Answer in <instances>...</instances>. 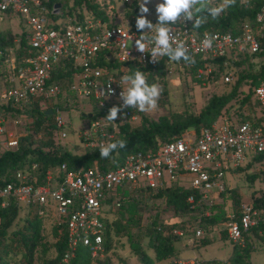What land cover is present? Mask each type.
<instances>
[{
  "label": "built area",
  "instance_id": "2783aa9c",
  "mask_svg": "<svg viewBox=\"0 0 264 264\" xmlns=\"http://www.w3.org/2000/svg\"><path fill=\"white\" fill-rule=\"evenodd\" d=\"M49 2L0 0V23L19 20L22 29L13 43L23 36L27 45L19 57L15 48L0 50V151L16 149L21 138L30 136L49 141L45 153L68 152L64 144L69 122L60 114L90 105L93 116L77 139L83 149L101 150L116 138L119 127L135 120L133 106L122 107L120 97L130 86V79L123 77L131 67L162 64L166 73L178 65L171 55L182 52L199 64L194 79L205 86L217 67L223 69V84L232 83L226 67L238 56L264 65V6L251 24H242L239 34L232 35L191 30L190 3L174 19L162 14L161 22L141 27L86 15L78 21L69 15L70 5ZM161 32L166 43L160 42ZM57 71L65 77L55 80ZM251 103L256 113L247 103L240 111H235L238 105L232 106L209 127L187 129L166 143L157 142L154 149L125 154L112 169L101 171L93 162L87 168L70 170L62 163L41 171L38 163H30L5 172L0 175V210L16 207L29 215L34 211L41 221L50 220L49 226L64 240L58 264H74L78 249L91 261L99 259L104 254L105 223L119 208L121 191L155 193L175 185L191 192L186 203L192 207L195 197L199 203L212 199L208 196L212 191L215 197L225 191V173L264 154V80L252 88ZM34 106L51 111V120L32 133L27 128L33 124L29 114ZM112 107L121 109L114 121L107 119ZM178 179H188V185H177ZM252 229L264 233V209L241 204L235 216H226V235L233 246L243 248L244 235ZM200 236L196 230L188 245ZM170 264L200 263L193 257Z\"/></svg>",
  "mask_w": 264,
  "mask_h": 264
},
{
  "label": "trees",
  "instance_id": "16d2710c",
  "mask_svg": "<svg viewBox=\"0 0 264 264\" xmlns=\"http://www.w3.org/2000/svg\"><path fill=\"white\" fill-rule=\"evenodd\" d=\"M59 3L62 6H69V15L75 16L76 20H81L84 15L92 19H98L102 22H107L108 16L105 3L99 4L97 0H50L49 4ZM162 6H166V0H161ZM264 6V0H251L248 5L239 4V0H225V5L219 13H217L208 0H190V12H189V27L191 30L198 34L202 32H219L230 33L237 35L240 32L241 26L244 23L251 24L253 22L254 15L260 7ZM128 13L126 18L132 25H137V7L133 3L127 5ZM163 14V13H162ZM162 14L157 17V22L162 21ZM111 21V20H110ZM112 23V22H110ZM15 48L17 57L23 53L22 49L27 48L26 41L23 36L18 38L16 43H13V37H10L0 33V50L4 48ZM177 66L186 67L190 72V75L194 82V73L199 64L195 61H189L184 55L179 56L171 55ZM247 63L249 69L247 72L240 74L237 79L232 82V86L229 92L223 96L211 97L203 109L196 116H187L180 120L169 121L165 117H160L156 121H149L144 117L140 118L138 127L131 128L129 125L124 124L119 127L118 135L111 141L117 143L123 141L124 147H119L113 150L107 158L100 156V150L94 149L92 151H86L82 155H73L72 152H58L45 153L43 148L49 146V141H34L30 136H24L20 139L18 147L13 150L0 151V175L8 172H14L16 170L23 169L30 163H38L41 171H44L49 166H55L64 163L68 169L75 170L79 167L87 168L96 162L99 169L104 171L106 169L115 168L120 159L125 155L136 151H146L148 149H154L156 143H166L173 136L179 135L181 132L187 129L197 130L200 127H209L222 113L227 112L234 103L238 107L235 111H240L241 107L247 103L248 108L253 111L255 105L251 103L252 88L255 87L260 80H264V65H255L251 62L250 57L238 56L237 60ZM110 67H114L111 66ZM221 67H217L215 72L211 74V80L216 78V74L221 70ZM228 69V67H226ZM223 71V70H222ZM137 72L144 75L146 83L149 86L155 85L157 80L164 78L165 70L162 64H159L155 68H130L127 77L135 79ZM64 78L65 74H61L59 71L55 72L54 78L58 80ZM247 87L246 91L241 90V87ZM241 92L240 99L236 101ZM164 96L165 92H161ZM230 102H233L230 104ZM29 116L33 117V124L27 128V131L32 133L39 131V126L44 121H49L48 116H44V111H39L36 106L31 110ZM93 115H81V117L89 118ZM46 135V134H45ZM47 136V135H46ZM264 161V154L255 157L251 163H248L243 168H238L233 171L240 172L251 165L261 164ZM261 176H264V169L259 172ZM257 174H251L246 176V181L252 184ZM148 192L150 198L156 200H163L166 207H168L172 213L177 217L188 216L189 220L199 228H213L222 223L226 219V214L221 206L208 205L204 200L197 202V197L194 198V204L186 203V198L191 194L187 190H183L177 186H171L168 189L157 190L155 193L143 190H134L131 192L121 191L122 202L119 208L116 209L117 217L113 218L110 223H105V239H104V254L105 255L111 248L114 237L118 233H123L128 243L130 252L137 258L139 264H152V260L142 251L138 241L130 234V227H137L140 222V210L135 202L131 200V197L135 193ZM226 190L223 192L225 193ZM219 194L218 196L222 195ZM252 205L256 209H264V196L252 199ZM20 210L16 207H10L6 210H0V264H7V257L10 254H15V249L21 250L20 258L21 264H33L34 254L36 250H40V254L44 255L46 248L42 245L41 236V219L33 211L30 215L25 214L24 224L20 229L12 231L8 234V230L12 225V222L16 219ZM114 213V214H115ZM113 214V215H114ZM233 214V216H235ZM53 229V228H52ZM164 225H157L156 218L145 227L143 237L147 240V246L153 253V260L156 262L162 260L174 259V250L172 242L176 240L175 235L164 234ZM55 242L52 248L55 253V257L52 260L42 262L41 264H58L59 258L64 250V240L62 235L57 238L56 229L52 230ZM250 235L257 237L256 230L252 229L248 234L244 235V247L239 248L232 245L231 255L229 257V264H244L243 260H246L249 255V245L247 239ZM180 237V236H179ZM57 238V240H56ZM260 238L264 242V233L260 234ZM261 239V240H262ZM208 244L204 243L203 245ZM99 259H95L97 261ZM92 261L87 257L85 252L81 249L76 251L74 264H90ZM98 264H108L105 261H101ZM200 264H221L216 262L200 263Z\"/></svg>",
  "mask_w": 264,
  "mask_h": 264
},
{
  "label": "rangeland",
  "instance_id": "374dc122",
  "mask_svg": "<svg viewBox=\"0 0 264 264\" xmlns=\"http://www.w3.org/2000/svg\"><path fill=\"white\" fill-rule=\"evenodd\" d=\"M127 1V2H126ZM251 0H239V4L248 5ZM99 4L105 3L107 10L108 20H111L113 24H125L128 22L126 15L128 13L127 5L134 3L137 7V23L141 26L140 22L143 21V26L151 24V22L157 21V17L162 14L159 8L162 6L161 0H97ZM211 7L219 13L225 5V0H208ZM19 20L13 19L9 22L0 23V33L13 39L16 38L19 30H21ZM228 72L232 74L233 82L240 74L248 71L249 66L243 61H228ZM221 69L216 78L212 79L211 83L205 86L198 85L193 81L190 72L186 67L174 66L171 71H167L164 74V78L157 80L156 84L159 89V97L157 99V107L154 110L139 111L138 108L133 107V116L135 120L129 125L131 128L138 127L140 118L144 117L149 121H156L160 117H165L169 121L184 119L187 116H196L206 105L208 100L213 97H219L226 95L229 92L232 84H223L221 81L222 75ZM243 91L247 90V87L240 88ZM165 92L163 96L161 92ZM243 95L236 97L238 101ZM233 102H230L232 104ZM234 103L232 106H236ZM231 106V107H232ZM93 105L90 107L79 106L78 109H74L68 115V113H61L60 116L69 122V128L67 129V141L64 146L68 149V152H72L73 155H82L86 151H92L89 149H83L77 139V134L80 130H86L88 125V119L81 117V115L94 113ZM255 109V108H254ZM253 109V113L255 110ZM51 120V117H48ZM33 146H35L36 140ZM72 146V147H71ZM98 166V165H97ZM264 169V161L261 164L251 165L240 172L231 171L224 174L223 184L226 187V192L220 196H216L215 191H212L208 196L209 199L206 204L221 206L226 216H233L237 213L239 205L251 204L252 199L264 196V176L259 174ZM256 180L249 184L246 181V176L251 174H257ZM188 179H178L177 185L187 186ZM150 193L140 192L135 193L131 200L135 202L140 210V222L137 227H130L129 232L141 246L142 251L152 260V264H170L171 261L186 260L195 257L199 263L216 262L221 264H229V257L232 251V244L226 235V219L213 228H199L194 221L189 220L188 216L177 217L172 211L166 207L163 200H156L150 198ZM214 198V199H213ZM116 212L113 216H110L109 221L117 217ZM25 212L19 211L16 219L12 222L11 227L8 230V234L12 231L20 229L24 224ZM156 218L157 225H164V234H170L176 236V240L172 242L174 250V259L154 261L153 253L147 246V240L143 237L145 227L150 224L152 220ZM50 220L45 219L41 221V236L42 245L46 248L44 255L40 254V250H36L34 254L33 264H41L42 262L52 260L55 257L52 245L55 242V238L52 233V228L49 226ZM196 230L201 232L200 238L192 240L191 246L188 245V240L194 238ZM175 233H180L181 236H177ZM58 238V237H57ZM56 238V240H57ZM260 238V234L256 236L250 235L247 239L249 245V255L246 260H243L244 264H264V242ZM208 243L203 245L204 243ZM15 254H10L6 261L7 264H21V250L15 249ZM101 261H105L108 264H139L137 258L130 252L128 243L123 233H118L114 237L110 250L103 255L99 260L92 261L90 264H98Z\"/></svg>",
  "mask_w": 264,
  "mask_h": 264
},
{
  "label": "clouds",
  "instance_id": "9594fccd",
  "mask_svg": "<svg viewBox=\"0 0 264 264\" xmlns=\"http://www.w3.org/2000/svg\"><path fill=\"white\" fill-rule=\"evenodd\" d=\"M189 3L190 0H166V6H161L159 11L163 13L164 17L174 19L181 10L186 9L189 6ZM143 23V21L140 22L141 26H143ZM160 42L166 43L165 34L163 32L160 33ZM181 55H183V53L178 52L176 58L179 59V56ZM123 79L128 81L130 78L123 77ZM120 97L124 99V105H122V107L133 106L138 108L139 111L154 110L157 107L159 89L157 85L149 86L146 83L144 75L137 72L135 79L130 80V86L127 87L126 91L120 93ZM120 110V108L112 107L107 119L110 121L116 120L117 114ZM117 146L122 148L125 146V143L119 141L117 143L103 146L100 150V156L102 158H107Z\"/></svg>",
  "mask_w": 264,
  "mask_h": 264
},
{
  "label": "water",
  "instance_id": "95a60500",
  "mask_svg": "<svg viewBox=\"0 0 264 264\" xmlns=\"http://www.w3.org/2000/svg\"><path fill=\"white\" fill-rule=\"evenodd\" d=\"M58 7V5H56ZM51 115V111H46L44 112V116H50Z\"/></svg>",
  "mask_w": 264,
  "mask_h": 264
},
{
  "label": "crops",
  "instance_id": "0c3cea01",
  "mask_svg": "<svg viewBox=\"0 0 264 264\" xmlns=\"http://www.w3.org/2000/svg\"><path fill=\"white\" fill-rule=\"evenodd\" d=\"M138 25H139V23H138ZM140 26V25H139Z\"/></svg>",
  "mask_w": 264,
  "mask_h": 264
}]
</instances>
